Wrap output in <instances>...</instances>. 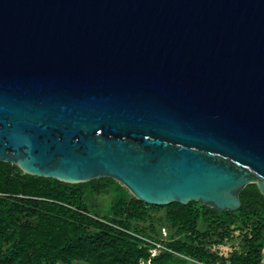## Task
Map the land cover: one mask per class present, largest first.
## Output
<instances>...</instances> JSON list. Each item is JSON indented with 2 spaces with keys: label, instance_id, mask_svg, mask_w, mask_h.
Returning <instances> with one entry per match:
<instances>
[{
  "label": "water",
  "instance_id": "95a60500",
  "mask_svg": "<svg viewBox=\"0 0 264 264\" xmlns=\"http://www.w3.org/2000/svg\"><path fill=\"white\" fill-rule=\"evenodd\" d=\"M0 163L149 206L264 198V0H0Z\"/></svg>",
  "mask_w": 264,
  "mask_h": 264
},
{
  "label": "trees",
  "instance_id": "16d2710c",
  "mask_svg": "<svg viewBox=\"0 0 264 264\" xmlns=\"http://www.w3.org/2000/svg\"><path fill=\"white\" fill-rule=\"evenodd\" d=\"M239 200L235 212L149 206L112 179L70 185L0 163V264H260L264 198L248 185ZM234 231L240 250L208 252ZM155 244L164 251L151 257Z\"/></svg>",
  "mask_w": 264,
  "mask_h": 264
},
{
  "label": "built area",
  "instance_id": "2783aa9c",
  "mask_svg": "<svg viewBox=\"0 0 264 264\" xmlns=\"http://www.w3.org/2000/svg\"><path fill=\"white\" fill-rule=\"evenodd\" d=\"M238 238H240V232L234 231L229 239L208 245L207 250L210 254H214L223 259H228L233 251H237V248H239ZM233 242L235 243L233 244ZM162 251H164V248L160 244H155V247L151 250V257L158 255ZM260 264H264V246L261 250Z\"/></svg>",
  "mask_w": 264,
  "mask_h": 264
},
{
  "label": "rangeland",
  "instance_id": "374dc122",
  "mask_svg": "<svg viewBox=\"0 0 264 264\" xmlns=\"http://www.w3.org/2000/svg\"><path fill=\"white\" fill-rule=\"evenodd\" d=\"M108 195H105V196H103V197H100L99 199H98V201L99 202H105L107 199H108ZM161 214H164V212H162ZM201 229H202V227H201ZM168 234V231L167 230H164L163 231V235H164V237H165V235H167ZM235 242H233V244H234ZM238 245H239V243H238ZM239 247V246H238ZM238 250H240V248H237V251ZM240 252V251H239ZM188 264H191V263H188Z\"/></svg>",
  "mask_w": 264,
  "mask_h": 264
}]
</instances>
